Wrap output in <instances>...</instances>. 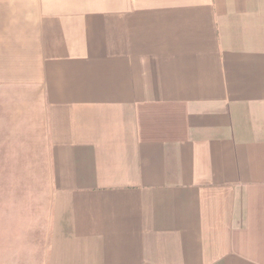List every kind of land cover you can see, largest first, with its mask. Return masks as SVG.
I'll return each mask as SVG.
<instances>
[{"label":"crops","instance_id":"1","mask_svg":"<svg viewBox=\"0 0 264 264\" xmlns=\"http://www.w3.org/2000/svg\"><path fill=\"white\" fill-rule=\"evenodd\" d=\"M0 264H264V0H0Z\"/></svg>","mask_w":264,"mask_h":264}]
</instances>
